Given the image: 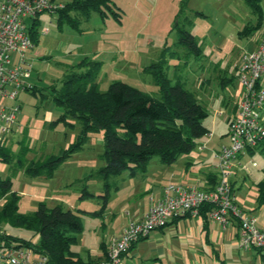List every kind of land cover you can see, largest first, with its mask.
Segmentation results:
<instances>
[{
    "label": "rangeland",
    "instance_id": "374dc122",
    "mask_svg": "<svg viewBox=\"0 0 264 264\" xmlns=\"http://www.w3.org/2000/svg\"><path fill=\"white\" fill-rule=\"evenodd\" d=\"M70 1L54 0L63 5ZM260 1L264 8V0ZM111 6L112 11L107 10L106 17L94 12L79 24L78 30L66 22L59 26L56 13L39 14L35 19L37 42L25 52L30 65L26 83L37 89L59 86L70 67L87 59L101 63L95 78L100 92L107 91L114 82H122L158 97V88L147 69L165 55L167 77L172 83L181 82L206 108L203 124L210 136L197 139L193 150L173 164L163 165L171 167L175 178L169 171L162 172L149 164L150 161L159 163L154 157L146 167L149 176L145 182L130 179L125 171L110 181L121 189L111 188L106 200L104 181L96 174L105 165L101 158L102 131L89 134L83 148L62 162L52 177H30L15 161H0V178H8L11 191L20 196L21 214H32L43 203L48 208L60 206L80 217L82 230L72 250L84 257V250L93 257L100 253L101 242L109 240L112 230L117 232L123 213H130L148 199L149 184H154L155 189L186 184L203 189L201 172L212 171L207 167L214 162L219 176L213 153L230 145L226 118L242 96L238 68L244 55L254 50L261 34L260 28L251 35H239L245 26L255 24V17L244 0H112ZM176 23L179 29L194 37L199 54L188 43H179ZM169 53H175L176 58H171ZM42 93L47 92L42 90ZM6 104L17 110L5 148L27 161L57 155L79 134L77 120L67 118L68 125L60 121L63 108L39 92L32 95L29 91H20L15 100H8ZM263 178L264 153L258 149L245 152L233 163L228 177L235 204L244 215L255 218L258 229L264 226V205L257 208L256 184ZM84 190L91 196L82 197ZM197 221L201 225V220ZM192 223L180 220L164 227L162 232H151L147 240L130 251L124 264H264V250L240 251L234 227L226 229L227 238L223 239L222 233L219 232L220 236L211 231L208 235L206 229L197 230ZM1 229L14 237L31 238V233L24 229L6 225ZM151 240L156 247L163 248V253L152 250ZM183 245L188 250L181 249ZM147 252L152 256L146 260ZM137 253L139 258L135 256Z\"/></svg>",
    "mask_w": 264,
    "mask_h": 264
},
{
    "label": "trees",
    "instance_id": "16d2710c",
    "mask_svg": "<svg viewBox=\"0 0 264 264\" xmlns=\"http://www.w3.org/2000/svg\"><path fill=\"white\" fill-rule=\"evenodd\" d=\"M244 1L255 17V24L245 26L239 33L247 36L261 28L264 8L260 0ZM111 3L112 0H71L56 11L58 25L66 22L78 30L79 24L87 21L94 12L106 17L107 10L112 11ZM35 26L34 19L29 28V36L34 45L37 42ZM175 28H178L177 23ZM178 31L179 43H188L190 48L196 49L199 54L200 49L194 37L184 29L178 28ZM169 55L176 58L175 53ZM164 56L147 69L158 88V97L145 94L122 82H114L107 91L100 92L95 78L101 63L87 59L70 67L59 86L52 85L41 89L31 86L26 89L25 91L32 95L39 92L41 96L63 108L64 112L59 120L66 125L69 124L67 118L76 119L80 124L79 134L67 149L60 150L57 155L48 156L45 160L27 161L23 156L12 154L4 147L0 149V161H15L24 174L30 177H52L62 162L83 148L89 134L102 131L101 158L105 165L96 174L104 181L106 195L103 197L106 200L108 191L117 188L110 181L121 173L127 171L129 177H135L146 171L148 162L154 157L161 164L171 165L179 157L189 154L195 147L196 140L209 134L203 124L207 110L181 82L172 83L167 77ZM42 90L47 93H42ZM255 149L264 153V138L255 148L247 151L252 153ZM218 180L216 175L209 174L205 191L213 190ZM256 190L257 208H260L264 205V178L256 184ZM89 196L91 195L84 190L82 197ZM19 201L20 196L11 191V181L8 178H0V242H3V245L29 247L46 258L45 264H92L99 261H85L72 250L82 230L81 219L76 213L60 206L48 208L40 203L34 213L21 214L18 211ZM211 209L212 205L205 204L199 210L198 217L205 225ZM186 217L190 216L175 219L166 226ZM236 222L238 223L237 220ZM5 225L27 230L31 233V238L8 235L1 229ZM137 243L133 244L130 250ZM101 247L105 253L104 245Z\"/></svg>",
    "mask_w": 264,
    "mask_h": 264
},
{
    "label": "built area",
    "instance_id": "2783aa9c",
    "mask_svg": "<svg viewBox=\"0 0 264 264\" xmlns=\"http://www.w3.org/2000/svg\"><path fill=\"white\" fill-rule=\"evenodd\" d=\"M54 0H0V149L12 133L17 108L9 107L20 91L31 86L30 65L25 52L33 49L29 28L43 12L56 13L63 8ZM241 100L234 117L228 122L230 145L223 146L216 155L218 184L213 190L168 185L162 198L153 202L140 220L130 221L120 235L113 237L104 258L92 264H123L131 246L140 239L185 215L197 217L205 204L212 205L208 220L222 230L237 223V239L243 252L264 250V232L255 226V218L244 215L234 202L229 171L242 153L255 148L264 138V18L256 48L245 54L238 68ZM201 149V147H200ZM0 242V264H45L46 258L25 246H5Z\"/></svg>",
    "mask_w": 264,
    "mask_h": 264
},
{
    "label": "crops",
    "instance_id": "0c3cea01",
    "mask_svg": "<svg viewBox=\"0 0 264 264\" xmlns=\"http://www.w3.org/2000/svg\"><path fill=\"white\" fill-rule=\"evenodd\" d=\"M256 48V46L254 47V49ZM237 107V106H236ZM236 107H234L233 109H232V111H231V115H229L227 118H226V124H227V127H228V122L234 117V115H235V113H236ZM209 136H210V134H209ZM223 147V146H222ZM202 150H204V146L203 147H201V151ZM220 150V149H219ZM219 150H215V152L213 153L214 154V160L216 159V155H217V153L219 152ZM248 152V151H247ZM243 154L244 153H242L241 155H239L238 156V158L236 159V161H239L240 160V158H241V156H243ZM153 160V159H152ZM236 161H234V163H236ZM151 163H149V164H152L153 165V167L155 166V167H157L160 171H169V174L170 175H172V178H175L174 177V174H173V170L172 169H170L171 167H163V165L164 164H161L160 162L159 163H157L156 161H150ZM148 164V165H149ZM159 164V165H158ZM186 165H189V163H185ZM165 166H167V165H165ZM148 167V166H147ZM207 167V166H206ZM215 167H216V163L214 162L213 164H210L207 168H210V169H213L212 171H210V172H206V173H203V172H201V174L203 175L202 177H203V180H204V188L203 189H199L198 188V186L197 185H194V186H191L192 184H186V185H179V186H184V187H196L197 189H199V190H207L206 188H207V176L209 175V174H212V173H214V174H216V169H215ZM186 169V167H184V170ZM204 169H206V168H204ZM213 174V175H214ZM148 176H149V173H148V170H147V168H146V171L142 174V175H136L135 177H129L130 179H132V180H135L136 178H139V180L141 179L143 182H145V180H147L148 179ZM216 176L219 178V176H218V173L216 174ZM151 177H152V175H151ZM198 179V178H197ZM196 179V180H197ZM138 180V179H137ZM197 181H199V180H197ZM231 185H232V183H231ZM142 188L141 189H144V186H141ZM156 188V186L154 185V184H149L148 185V187H147V193H148V199L140 206V207H137V205H136V208H134L133 210H131V212L129 213V212H124L123 213V222L121 223V225H120V227L118 228V230H117V232L116 231H111L110 232V238H109V240L106 242V243H104V242H101V245L103 244L104 245V247H105V249L107 248V245H108V243H109V241L113 238V237H117L118 235H120V233L122 232V230L128 225V223L130 222V221H136V220H140V219H142L143 217H144V215L147 213V211L149 210V208L151 207V205H152V203L153 202H155V201H157V200H159V199H161L162 198V195H163V190H164V188H165V186H163V188H159V189H155ZM121 189V187L120 186H117V188L115 189V191H118V190H120ZM197 219H200L201 220V225L198 223V221H197ZM180 220H189V221H191V222H193L192 224L194 225V227L198 230V229H206V231H207V233H208V235L209 234H211V231H213L214 232V234L216 235V234H219V232L220 233H222V238L224 239V238H227L226 236V234H224V232L226 231V230H222L216 223H214V222H211V221H209L208 220V222H207V224L205 225V223L203 222V220L201 219V218H199V217H186V218H182V219H180ZM180 220H178V221H180ZM178 221L176 222V223H174V224H177L178 223ZM211 227V228H210ZM232 227H234L235 228V237L237 238V227L234 225V226H232ZM261 228H259V230L260 231H262V232H264L262 229H264V226H263V228H262V226H260ZM209 228L210 229H212V230H209ZM160 232H162L163 231V229L162 230H160V229H158ZM157 231V230H156ZM150 235V234H149ZM149 235H148V237L145 239V240H147L148 238H149ZM220 235V234H219ZM221 236V235H220ZM145 240H143V241H145ZM138 244V243H137ZM136 244V245H137ZM84 245V244H83ZM135 245V246H136ZM150 245H151V248H152V250H154V251H157V250H159V252H160V254L161 253H163V248L162 247H156V244H155V242H153V240H151L150 241ZM135 246L132 248V249H134L135 248ZM102 247L100 246V249H101ZM131 249V250H132ZM181 249H185V250H188V247L186 246V245H183L182 247H181ZM130 250V251H131ZM130 251L127 253V255L124 257V260L123 261H125L128 257H129V253H130ZM241 251V250H240ZM261 251H263V250H261ZM84 252L85 253H83L84 255H85V257L83 256V255H81L80 253H78L80 256H81V258L83 259V260H89V259H98V260H100V259H102V258H104V255H105V253L103 252V250L101 249L100 250V253L99 254H97V255H95L94 257L93 256H90V254H89V252L88 251H86V250H84ZM241 252H243V251H241ZM149 254V255H148ZM135 256H137L138 257V253L135 255ZM150 256H152V255H150V253H146V256H145V258L144 259H149L150 258ZM134 257V256H133ZM139 258V257H138ZM130 259V258H129ZM123 264H124V262H123Z\"/></svg>",
    "mask_w": 264,
    "mask_h": 264
}]
</instances>
